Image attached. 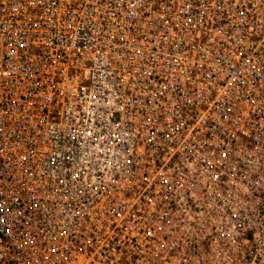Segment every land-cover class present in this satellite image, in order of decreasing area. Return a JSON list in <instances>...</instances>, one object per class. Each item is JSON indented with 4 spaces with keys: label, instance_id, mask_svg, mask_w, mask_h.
<instances>
[{
    "label": "built area",
    "instance_id": "2783aa9c",
    "mask_svg": "<svg viewBox=\"0 0 264 264\" xmlns=\"http://www.w3.org/2000/svg\"><path fill=\"white\" fill-rule=\"evenodd\" d=\"M0 264H264V0H0Z\"/></svg>",
    "mask_w": 264,
    "mask_h": 264
}]
</instances>
